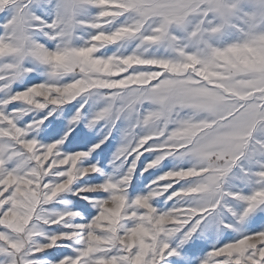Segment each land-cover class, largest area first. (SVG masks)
Masks as SVG:
<instances>
[{
	"label": "snow or ice",
	"instance_id": "6c2138e0",
	"mask_svg": "<svg viewBox=\"0 0 264 264\" xmlns=\"http://www.w3.org/2000/svg\"><path fill=\"white\" fill-rule=\"evenodd\" d=\"M0 264H264V0H0Z\"/></svg>",
	"mask_w": 264,
	"mask_h": 264
},
{
	"label": "rangeland",
	"instance_id": "374dc122",
	"mask_svg": "<svg viewBox=\"0 0 264 264\" xmlns=\"http://www.w3.org/2000/svg\"><path fill=\"white\" fill-rule=\"evenodd\" d=\"M110 146H112V145H110Z\"/></svg>",
	"mask_w": 264,
	"mask_h": 264
}]
</instances>
